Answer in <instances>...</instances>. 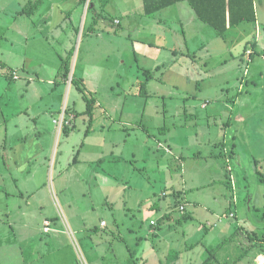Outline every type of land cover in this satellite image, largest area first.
<instances>
[{"label":"rangeland","instance_id":"obj_1","mask_svg":"<svg viewBox=\"0 0 264 264\" xmlns=\"http://www.w3.org/2000/svg\"><path fill=\"white\" fill-rule=\"evenodd\" d=\"M43 2L0 0V264H195L242 248L250 254L239 264H264V246L253 249L264 240L255 25L220 36L187 2L150 16L144 0ZM256 12L260 31L264 5ZM13 69L20 80L8 78ZM92 99L93 118L83 115ZM236 102L243 118L232 155L225 105ZM64 105L78 116L58 136Z\"/></svg>","mask_w":264,"mask_h":264},{"label":"trees","instance_id":"obj_2","mask_svg":"<svg viewBox=\"0 0 264 264\" xmlns=\"http://www.w3.org/2000/svg\"><path fill=\"white\" fill-rule=\"evenodd\" d=\"M87 2H89L88 8H90L92 3L91 0H80V3L84 5ZM182 2H187L191 7V9L194 11L197 19L211 26L220 36L227 35L230 32V30H232L233 27H237L240 24L243 23L256 24L257 22L255 0H144V6H145L144 12L146 16H150L156 12L162 11L166 8L172 7ZM39 3L40 2L34 5L32 4L31 7L32 8L37 7ZM33 11L27 12L29 16L32 15ZM70 67H71V61H70V55H68L62 60V66H61L62 77L65 80H68L71 71ZM9 77H11V74L9 75ZM73 83H76L75 79H73ZM87 102H88L87 108L86 111L83 113V115L85 116L89 115L91 118H93V113L96 108V100L92 99V100H88ZM143 128L144 130H146L147 133H149L146 127ZM163 129L166 130L169 128H163ZM71 130H73V127H70L69 124L64 126V133H66L67 135L70 134ZM258 176L260 177V181L264 183V173L260 174V172L258 171ZM184 209L185 207H183V210ZM168 218L169 217L166 215L164 219H168ZM189 218H191L190 215H184L183 217V219L185 220ZM262 240H258L259 241L258 243H254V247L256 245H260L261 247L264 246V243H260ZM211 252L212 251H210V256L208 257L207 260L203 262V264H222L215 259L216 258L215 251H213L212 253Z\"/></svg>","mask_w":264,"mask_h":264},{"label":"crops","instance_id":"obj_3","mask_svg":"<svg viewBox=\"0 0 264 264\" xmlns=\"http://www.w3.org/2000/svg\"><path fill=\"white\" fill-rule=\"evenodd\" d=\"M256 1V10H257V8L259 9L260 7H262V5H264V0H255ZM42 3L44 4V2H43V0H42ZM41 3V4H42ZM176 5H178V4H176ZM176 5H174V6H176ZM41 6V5H40ZM39 6V7H40ZM53 9V4H52V6H49L48 8H47V10H52ZM167 9V8H166ZM38 10L39 9H37L36 11H33V13H32V17L34 16H36L37 15V12H38ZM165 10V9H164ZM22 11H23V9H22ZM18 12V10L16 9L13 13L15 14V13H17ZM257 13V12H256ZM47 14H50V13H47ZM61 16H60V18H62L63 17V13H62V11L59 13ZM145 14V13H144ZM19 15H22V12H20L19 13ZM71 17V16H70ZM51 14L48 16V18L46 19V26H48L49 27V25H51ZM115 24L116 25H121L122 23L119 21V20H116V22H115ZM255 25V29H256V32H257V34H256V39H255V48H253V52H254V54H252L250 57H252V58H254V55H259V56H261L262 57V59L264 60V27H262L261 25V28H260V31H259V23H258V19H257V22H256V24H254ZM91 29H92V31H94V28L93 27H91ZM231 31V30H230ZM230 33V32H229ZM228 33V34H229ZM139 42H141V43H144L143 42V40H138ZM28 46V45H27ZM26 46V47H27ZM248 52V51H247ZM64 59V58H63ZM62 59V60H63ZM159 58H157L156 60H158ZM127 63V61L124 59V58H122V65H125ZM156 63V62H155ZM61 66H62V62H61ZM61 66H60V68H59V77L60 78H62L63 79V77H62V70H61ZM169 68H170V66H169ZM172 68V67H171ZM24 70L27 72V74L28 75H31V74H38L36 71H39V67L38 68H33V67H29L28 66V64H26L25 66H24ZM145 70H147L146 68H145ZM10 73V72H9ZM19 71L17 70H12L11 71V77H8L9 79H10V81H18V80H20V76H19ZM65 82H67V80H65V79H63ZM49 83H51V81H49ZM15 90H16V88H14ZM18 89V88H17ZM22 91L20 90V94L19 95H22ZM43 99H41L40 100V102L42 101ZM239 101V99L237 100V102ZM39 102V103H40ZM237 102L235 103V104H230V105H225V110H226V112H228L229 113V121L227 122V124H225V127H226V129H225V134H224V143H226L227 142V140H228V143H231V149H230V154H235V152L237 151V148H236V144L238 143V141H236L237 139H235L236 138V135H237V129H238V127H239V122H240V120L243 118L242 117V114H241V112L243 111V108L239 111V113L237 114V116H236V114H235V112H236V104H237ZM23 103V102H22ZM21 105V108H23L22 110L23 111H21V112H26V114L27 115H29L30 116V118H31V114L29 113V112H31V110H32V108H28V107H26V105H22V104H20ZM238 106V105H237ZM123 107L125 108L126 107V105H123ZM208 107V105H206V104H203L202 105V108H207ZM28 108V109H27ZM237 109H239V108H237ZM39 110H41V107H39ZM45 113H47V110H45ZM42 115H44V110L43 111H36L35 112V115H34V118L35 119H38V117H40V116H42ZM37 116V117H36ZM63 116H64V118H65V122H63V125L61 126V128L59 127V122H60V120L63 118ZM78 115H77V112L76 111H74V110H70V108H67V106L66 105H64V108H63V110H62V112H61V115H60V119L59 120H54L53 121V124L56 126V127H58V129H57V133H58V136H60L63 132H64V126L65 125H67V124H69V126L70 127H73V129L75 128V125H73V120H75L76 119V117H77ZM56 122H58V124L56 123ZM121 125H124L125 123L126 124H128L129 122L127 121V122H124L123 120H121ZM144 126H142V128H143ZM144 129V128H143ZM127 131L128 130H130V128L128 127L127 129H126ZM127 131H125V137H126V134H127V137H126V140L128 141L129 140V137H130V133H128ZM146 131V130H145ZM163 131H165V130H163ZM71 132H72V130H71ZM71 132H70V134H71ZM147 133V132H146ZM233 133L235 134V135H233ZM66 134V133H65ZM70 134H68V136L70 135ZM169 134V133H168ZM147 135H149V133L147 134ZM66 136H67V134H66ZM231 137L233 138V139H231ZM228 138H230V139H228ZM145 145V144H144ZM163 146V145H162ZM163 149H164V151L166 152V153H168L169 154V150H171L172 149V147L169 145V144H166L165 146H163ZM168 149V150H167ZM29 159L31 158V156H33L32 154H29ZM177 159H178V161H180V163L182 164L186 159H188L187 157H186V155H184L183 154V152H180L179 151V156H177ZM27 160V159H26ZM237 166H238V164H237ZM21 168L20 169H24V167L23 166H20ZM242 169H244V166H242ZM187 207V205L186 204H184L183 206H181V207ZM231 214V213H230ZM233 214H235V217H237V215H236V212H234ZM46 223H48L49 224V222H45L44 224L46 225ZM154 222H152V224H153ZM151 224V225H152ZM252 225H255L253 222L251 223ZM153 225H155V224H153ZM256 229H258V228H260V227H256V226H254ZM241 229V228H240ZM45 231L46 232H49L48 231V228H45ZM247 235H253V236H256V233H255V231H254V233H246ZM255 239V238H254ZM260 243H264L263 242V240L260 242ZM253 249H255V247L253 248ZM258 249V248H257ZM187 250H191V251H194L195 250V248H191V247H187ZM250 251L248 250V249H245V248H242V250L241 251H239V253H237V252H233V254H232V252H229V255H230V260L228 259V257H227V259H225V260H221V258H215L219 263H222V264H232V263H235V264H239V262H241V260L243 261L244 259H246V257H248L249 256V253ZM261 254H263L264 253V250L263 249H261ZM180 257L179 256H177V258H176V260H180L179 259ZM177 261V262H178ZM231 261H233V262H231ZM203 262L204 261H202L201 263H198V261L197 262H195V264H203ZM179 263H180V261H179Z\"/></svg>","mask_w":264,"mask_h":264},{"label":"built area","instance_id":"obj_4","mask_svg":"<svg viewBox=\"0 0 264 264\" xmlns=\"http://www.w3.org/2000/svg\"><path fill=\"white\" fill-rule=\"evenodd\" d=\"M249 55H251V52H249ZM264 58V57H263ZM63 122H65V118H64V116H63V118L60 120V122H59V127L61 128V126L63 125ZM57 124H58V122H56ZM68 125V124H67ZM181 210H183V207H181ZM230 216L232 217V218H234L235 217V214H233V213H231L230 214ZM220 221H221V219H220ZM46 225L48 226V223H46Z\"/></svg>","mask_w":264,"mask_h":264},{"label":"water","instance_id":"obj_5","mask_svg":"<svg viewBox=\"0 0 264 264\" xmlns=\"http://www.w3.org/2000/svg\"><path fill=\"white\" fill-rule=\"evenodd\" d=\"M252 201V200H251Z\"/></svg>","mask_w":264,"mask_h":264}]
</instances>
